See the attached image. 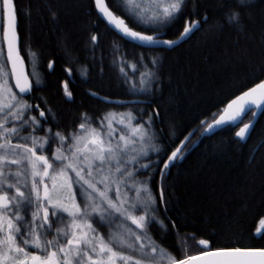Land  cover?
I'll return each instance as SVG.
<instances>
[{"label": "snow or ice", "instance_id": "snow-or-ice-1", "mask_svg": "<svg viewBox=\"0 0 264 264\" xmlns=\"http://www.w3.org/2000/svg\"><path fill=\"white\" fill-rule=\"evenodd\" d=\"M93 3L121 40L149 50L172 49L208 25L207 15L192 18L196 13L189 11V0ZM248 7L250 0H234L225 21L208 25V31H222L225 23L242 29ZM49 11L55 19V8ZM0 19V264H264V247L214 248L209 239L199 240V255H188L187 241L195 236L180 237L178 222L169 224L162 212L169 203V170L183 158L195 130L170 150L163 143V130L155 128L158 105L147 112L141 107L146 101L114 102L98 91L89 95L127 110L96 117L83 112L77 124L61 128L46 99L33 102L42 85L39 57L28 49L31 71L26 72L14 0H0ZM173 29L176 38H165ZM98 39L93 34L89 42L95 46ZM115 51L119 53V48ZM116 61L130 95L148 96L159 89L161 65L156 56L141 54L130 62L116 55ZM53 66L49 61L48 69ZM65 71L73 74L70 68ZM88 71L85 66L81 75L86 78ZM62 87L71 99L68 82ZM249 111L252 118L243 123ZM257 112H264V80L232 99L219 118L213 113L211 122L201 120V135L242 123L235 137L245 141ZM168 135H175L174 126ZM260 225L255 235L264 239V217ZM153 229L161 233L160 240ZM170 229L177 232L174 249L163 243Z\"/></svg>", "mask_w": 264, "mask_h": 264}, {"label": "trees", "instance_id": "trees-1", "mask_svg": "<svg viewBox=\"0 0 264 264\" xmlns=\"http://www.w3.org/2000/svg\"><path fill=\"white\" fill-rule=\"evenodd\" d=\"M106 2L111 6L113 0ZM14 3L21 54L28 71V49L39 57L42 85L34 92L37 99L33 102L42 103L40 97L46 99L61 128L77 124L83 112L96 117L109 110H127L113 108L89 95V91H98L109 98L143 99L146 103L141 107L147 112L158 105L160 117L155 128L158 132L163 130V143L170 150L195 130L183 158L169 170V203L166 210L162 209L170 218L169 224L178 222L180 237L195 236L187 241L188 255L200 253V239H209L214 248L264 247V239L255 235L264 217V112L243 142L235 137L242 123L200 135L201 120L211 122L212 114L216 113L217 118L230 99L264 79V0H250L251 7L244 9L242 29L225 23L222 31L215 32L208 31V25L224 22L234 0H189V11L196 13L192 18L207 15L208 25H203L186 42L167 50H149L121 40L99 18L93 0ZM50 7L57 11L55 19ZM174 31L165 38H176ZM93 34L99 37L95 46L89 42ZM117 47L119 53L115 51ZM141 54L159 59L160 85L152 95L133 96L128 93L119 62H114V58L124 55L135 62ZM49 61H54L51 70L47 67ZM85 66L89 69L86 78L81 75ZM66 68L72 70L71 76ZM65 82L72 92L71 99L64 96ZM251 118L252 113L247 114L243 123ZM173 126L175 135L170 138L168 132ZM153 232L160 240L161 233L156 229ZM163 243L174 249L177 232L170 229Z\"/></svg>", "mask_w": 264, "mask_h": 264}, {"label": "water", "instance_id": "water-1", "mask_svg": "<svg viewBox=\"0 0 264 264\" xmlns=\"http://www.w3.org/2000/svg\"><path fill=\"white\" fill-rule=\"evenodd\" d=\"M94 4V3H93ZM94 8H95V5H94ZM95 10H96V8H95ZM96 12H97V10H96ZM97 14H98V16H99V18L100 19H102V21L103 22H105V24L107 25V22L105 21V20H103V18H102V16L97 12ZM108 26V25H107ZM110 29H112L113 30V32L115 33V34H117V32L111 27V26H108ZM135 29V28H134ZM136 30V29H135ZM139 31V30H138ZM2 34V33H1ZM118 35V34H117ZM119 36V35H118ZM171 39H175V38H171ZM131 43H133V44H135V42H131ZM180 43H182V41L181 42H179L178 44H180ZM166 46H151V48H155V49H161V48H165ZM22 55V54H21ZM22 57H24L23 55H22ZM25 71L26 72H28V67L26 66V64H25ZM262 80H264V79H262ZM13 83V85H14V81L12 82ZM259 83V82H258ZM256 84V83H255ZM255 84L254 85H252L251 87H253V86H255ZM246 91V90H245ZM240 94H242V92L240 93ZM239 94V95H240ZM101 96V95H100ZM238 96V95H237ZM101 97H103V96H101ZM236 97V96H235ZM235 97H233L232 99H234ZM109 98V97H108ZM110 100H112V101H121V100H123V101H134V100H142V101H144L143 99H134V98H130V99H115V98H109ZM232 99H230L229 100V102L232 100ZM228 104V103H227ZM227 106V105H226ZM225 106V107H226ZM224 107V108H225ZM255 110V109H254ZM223 111V110H222ZM222 111H221V113L220 114H222ZM249 113H252L251 111H249L247 114H249ZM262 112H257V115H256V117L254 118V124H255V121H256V119L258 118V116L261 114ZM246 114V115H247ZM245 115V116H246ZM244 116V117H245ZM217 118H219V116L217 117ZM242 126V125H241ZM194 130V129H193ZM193 130H191V131H189V132H192ZM252 130V129H251ZM250 130V131H251ZM188 132V133H189ZM188 133H187V135H188ZM204 134V133H203ZM201 135V134H200ZM186 136V135H185ZM192 137V136H191ZM191 137H190V139H191ZM184 139V138H183ZM182 139V140H183ZM238 139V138H237ZM241 142H243V141H241ZM180 143V142H179ZM179 143H178V145H179ZM259 228H261V225L259 224L258 225V227H257V229H259ZM256 232H257V230H256ZM197 243H198V245H199V241H197ZM200 246V245H199ZM202 247V246H201ZM197 255H199V254H196V255H192V256H197Z\"/></svg>", "mask_w": 264, "mask_h": 264}, {"label": "rangeland", "instance_id": "rangeland-1", "mask_svg": "<svg viewBox=\"0 0 264 264\" xmlns=\"http://www.w3.org/2000/svg\"><path fill=\"white\" fill-rule=\"evenodd\" d=\"M2 19H0V40H2Z\"/></svg>", "mask_w": 264, "mask_h": 264}]
</instances>
